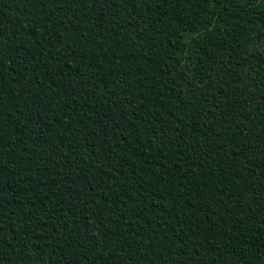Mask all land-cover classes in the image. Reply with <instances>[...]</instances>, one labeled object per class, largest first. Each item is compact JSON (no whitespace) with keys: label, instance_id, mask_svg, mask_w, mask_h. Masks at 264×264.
<instances>
[{"label":"trees","instance_id":"trees-1","mask_svg":"<svg viewBox=\"0 0 264 264\" xmlns=\"http://www.w3.org/2000/svg\"><path fill=\"white\" fill-rule=\"evenodd\" d=\"M0 264H264V0H0Z\"/></svg>","mask_w":264,"mask_h":264}]
</instances>
